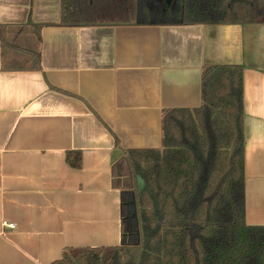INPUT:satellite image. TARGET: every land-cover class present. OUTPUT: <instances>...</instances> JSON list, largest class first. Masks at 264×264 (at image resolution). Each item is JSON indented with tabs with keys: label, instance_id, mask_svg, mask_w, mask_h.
Here are the masks:
<instances>
[{
	"label": "crops",
	"instance_id": "0c3cea01",
	"mask_svg": "<svg viewBox=\"0 0 264 264\" xmlns=\"http://www.w3.org/2000/svg\"><path fill=\"white\" fill-rule=\"evenodd\" d=\"M183 3L92 0L63 26L61 0H0V25L42 26L5 62L0 40V264L121 245L120 163L163 148L164 111L200 108L214 66L243 67L246 221L264 226V23L186 25Z\"/></svg>",
	"mask_w": 264,
	"mask_h": 264
},
{
	"label": "trees",
	"instance_id": "16d2710c",
	"mask_svg": "<svg viewBox=\"0 0 264 264\" xmlns=\"http://www.w3.org/2000/svg\"><path fill=\"white\" fill-rule=\"evenodd\" d=\"M90 1L61 0V24H85ZM183 20L264 23V0H184ZM41 29L0 25L4 62L19 52L16 37L30 30L40 41ZM24 53L39 67L38 52ZM202 100L200 108L164 111L162 149L129 150L120 163L134 189L123 195L121 245L65 249L53 264H264V226L246 221L243 67L208 68ZM81 160L79 152L67 156L75 169Z\"/></svg>",
	"mask_w": 264,
	"mask_h": 264
},
{
	"label": "rangeland",
	"instance_id": "374dc122",
	"mask_svg": "<svg viewBox=\"0 0 264 264\" xmlns=\"http://www.w3.org/2000/svg\"><path fill=\"white\" fill-rule=\"evenodd\" d=\"M126 180H127V178H124V181H123V186H124V187H126V185H125V181H126ZM138 186H139L140 188H143V186H144V182H143L142 179H139V180H138ZM127 189L129 190L130 188H127ZM130 190L132 191V190H134V189L131 188ZM127 203H129V206H130V201H129V202L127 201ZM129 206H128V207H129Z\"/></svg>",
	"mask_w": 264,
	"mask_h": 264
},
{
	"label": "built area",
	"instance_id": "2783aa9c",
	"mask_svg": "<svg viewBox=\"0 0 264 264\" xmlns=\"http://www.w3.org/2000/svg\"><path fill=\"white\" fill-rule=\"evenodd\" d=\"M4 225H5V226H7V227H9V228H15V226H14V225H12V224H9L8 222H5V223H4Z\"/></svg>",
	"mask_w": 264,
	"mask_h": 264
},
{
	"label": "flooded vegetation",
	"instance_id": "af4514ba",
	"mask_svg": "<svg viewBox=\"0 0 264 264\" xmlns=\"http://www.w3.org/2000/svg\"><path fill=\"white\" fill-rule=\"evenodd\" d=\"M128 200V199H127ZM126 205H127V207H128V205H129V203H126ZM129 208V207H128Z\"/></svg>",
	"mask_w": 264,
	"mask_h": 264
},
{
	"label": "water",
	"instance_id": "95a60500",
	"mask_svg": "<svg viewBox=\"0 0 264 264\" xmlns=\"http://www.w3.org/2000/svg\"><path fill=\"white\" fill-rule=\"evenodd\" d=\"M136 216V215H135Z\"/></svg>",
	"mask_w": 264,
	"mask_h": 264
}]
</instances>
